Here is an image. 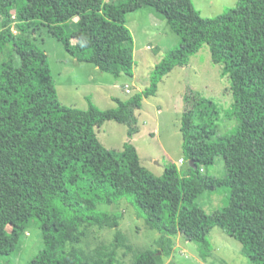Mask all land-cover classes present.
I'll return each instance as SVG.
<instances>
[{
    "label": "trees",
    "instance_id": "16d2710c",
    "mask_svg": "<svg viewBox=\"0 0 264 264\" xmlns=\"http://www.w3.org/2000/svg\"><path fill=\"white\" fill-rule=\"evenodd\" d=\"M147 7L178 35L177 45L151 71L149 85L127 99L113 97L112 108H99L89 96L86 108L61 103L47 54L26 37L29 28L47 24L78 61L132 77L126 16ZM204 44L229 75L233 101L225 112L237 124L214 137L217 104L187 88L180 125L183 175L173 163L154 175L129 141L121 149L99 141L94 128L106 120L126 125L129 137L138 133L135 111L144 98L155 95L162 77L187 65ZM218 157L225 177L203 175L200 169ZM223 188L227 204L220 210L208 214L195 202ZM129 195L159 232L163 254L171 253L180 233L208 255L209 232L218 226L241 243L250 262L264 264V0H237L213 17H203L192 0H0V256L18 249L33 217L44 248L26 264H116L112 254H86L74 243L84 226L101 224L104 213L97 206ZM159 251H140L130 264H160Z\"/></svg>",
    "mask_w": 264,
    "mask_h": 264
},
{
    "label": "rangeland",
    "instance_id": "374dc122",
    "mask_svg": "<svg viewBox=\"0 0 264 264\" xmlns=\"http://www.w3.org/2000/svg\"><path fill=\"white\" fill-rule=\"evenodd\" d=\"M192 2L203 17H213L235 6L237 0ZM126 20L133 37L132 77H115L99 70L92 63L78 61L65 50L47 24L29 28L26 37L48 56L61 103L67 105L64 103L65 98L78 103L82 100L86 102L85 95H90L91 100L94 99L99 108H112L116 106L113 97L127 99L134 92L141 91L149 85L151 71L166 51L177 45L178 35L171 29L165 17L150 7L128 13ZM75 21L76 17L72 19V24ZM14 63L15 65L20 63L17 55L14 57ZM61 65L66 66L69 72H64L65 75L59 79L55 72L56 67ZM89 75L93 77L92 82L88 79ZM78 77L82 83L77 89H71L68 97L65 96L59 83L71 84V80ZM125 84L130 86V93L125 91ZM96 87L98 88L94 93L89 91L80 93L82 89L95 90ZM187 88L199 91L217 104L219 119L214 137L228 132L237 124V120L225 112L233 101L229 75L222 74L221 64L212 62L209 47L204 44L190 57L187 65H177L162 77L155 95L144 98L142 107L135 111L138 133L129 137L126 125L106 120L95 126L96 136L106 148L121 149L124 142H131L138 152L141 164L156 176H161L165 166L172 163L183 175L187 170V161L184 160L182 151L180 125L182 97ZM67 106L82 108L78 105ZM202 173L223 179L225 177L223 158L218 157L215 163L205 167ZM195 202L211 214L227 204V190L223 188L218 191H206ZM97 207L104 213L101 224L84 226L83 234L79 235L78 242L74 243L86 254L97 251L102 256L112 254L116 264H130L140 251L146 249L159 251L156 243L159 232L146 224L131 195L115 203ZM39 225L38 219L30 218L25 224L18 249L10 255L0 256V264H26L37 256L44 248ZM118 234L119 239L116 237ZM208 239L212 249L205 255L200 243L187 240L180 233L177 234L173 237V249L169 255L159 251L160 264H253L242 254L241 243L220 227L214 226L209 232Z\"/></svg>",
    "mask_w": 264,
    "mask_h": 264
},
{
    "label": "crops",
    "instance_id": "0c3cea01",
    "mask_svg": "<svg viewBox=\"0 0 264 264\" xmlns=\"http://www.w3.org/2000/svg\"><path fill=\"white\" fill-rule=\"evenodd\" d=\"M48 57V56H47ZM76 59V58H75ZM64 72H69V70L67 69V67L66 66H57L56 67V76H59V79H61L64 75H65V73ZM88 79H90L89 81H91V80H93V77H91L90 75L88 76ZM62 81V80H61ZM86 81V80H85ZM54 82H56V80H54ZM92 82V81H91ZM82 83V81L80 80V78L78 77V78H75L74 80H71V84L70 83H68V84H62V82H60L59 84H60V86L62 87V89L64 90V92H65V96H67L68 97V95L70 94V90L71 89H77V87H79V85ZM86 84H88L87 82H86ZM64 85V86H63ZM93 87H95V86H93ZM97 88L98 87H96L95 88V90H87V91H85L84 89H82V90H80V93L81 94H83V93H86V92H93L94 93V91H97ZM57 91V90H56ZM88 96H90V95H88ZM91 97V96H90ZM85 99H86V95H85ZM91 99H92V97H91ZM93 102H95L94 101V99L92 100ZM64 103H67V105H78V106H80V107H82V108H86L87 107V100H86V102L84 101V100H82L81 102H73V100L72 99H69V98H65V100H64Z\"/></svg>",
    "mask_w": 264,
    "mask_h": 264
},
{
    "label": "built area",
    "instance_id": "2783aa9c",
    "mask_svg": "<svg viewBox=\"0 0 264 264\" xmlns=\"http://www.w3.org/2000/svg\"><path fill=\"white\" fill-rule=\"evenodd\" d=\"M12 18L15 19V12H14V11H12ZM11 29H12V31H13L14 33L17 32L16 29L14 28V22L12 23V27H11ZM125 91L128 92V93L131 92L130 86H129L128 84H125ZM180 161L182 162L183 159H180ZM200 170L203 171L204 169L201 168Z\"/></svg>",
    "mask_w": 264,
    "mask_h": 264
},
{
    "label": "water",
    "instance_id": "95a60500",
    "mask_svg": "<svg viewBox=\"0 0 264 264\" xmlns=\"http://www.w3.org/2000/svg\"><path fill=\"white\" fill-rule=\"evenodd\" d=\"M190 164H191L192 166L194 165L192 160H190ZM194 167H195V166H194Z\"/></svg>",
    "mask_w": 264,
    "mask_h": 264
}]
</instances>
